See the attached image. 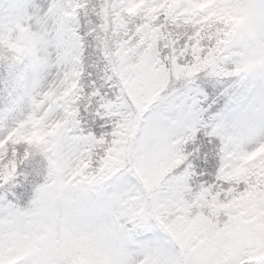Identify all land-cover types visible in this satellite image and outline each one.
Returning a JSON list of instances; mask_svg holds the SVG:
<instances>
[{
	"label": "snow or ice",
	"instance_id": "6c2138e0",
	"mask_svg": "<svg viewBox=\"0 0 264 264\" xmlns=\"http://www.w3.org/2000/svg\"><path fill=\"white\" fill-rule=\"evenodd\" d=\"M229 53L264 81V0L0 17V264H264V138L183 131L173 87Z\"/></svg>",
	"mask_w": 264,
	"mask_h": 264
},
{
	"label": "rangeland",
	"instance_id": "374dc122",
	"mask_svg": "<svg viewBox=\"0 0 264 264\" xmlns=\"http://www.w3.org/2000/svg\"><path fill=\"white\" fill-rule=\"evenodd\" d=\"M5 1L8 14L13 10L22 11L29 8L40 11L46 9L49 2V0ZM230 57L231 53L225 58L231 59ZM225 58L220 59L221 65ZM220 67L217 63L213 68H201L196 71L197 74L196 72L186 73L180 80L174 82L173 87L183 101L182 130L195 136L201 125L209 134L226 136L225 143L239 141L245 147H251L256 140L264 138V105H261L257 99L261 88L264 87V81L251 73L236 75L235 70L227 68L222 78L217 75L219 73L217 70H221ZM210 76L213 78L208 79ZM206 79L217 85L205 86V83L209 84ZM199 94L207 96L206 103H202L205 96L199 104ZM210 101H213V104L211 103L207 108L206 105ZM216 101L219 102L218 105ZM211 109L216 111L212 113ZM208 110L211 115L207 118L204 114Z\"/></svg>",
	"mask_w": 264,
	"mask_h": 264
},
{
	"label": "trees",
	"instance_id": "16d2710c",
	"mask_svg": "<svg viewBox=\"0 0 264 264\" xmlns=\"http://www.w3.org/2000/svg\"><path fill=\"white\" fill-rule=\"evenodd\" d=\"M4 2H6L5 0H0V17H2V16H4V15H6V14H8V10H7V6L4 4ZM224 60V63H223V65H221V62H220V60H218V65L219 66H221L220 68H221V70L220 71H218L217 70V75L219 76V77H224V74H223V72L225 71V68H227V69H230V70H235V62L232 60V59H228V58H225V59H223ZM3 68V65L2 64H0V69H2ZM209 68H213V66H209L208 67V69ZM236 73V72H235ZM196 74H197V72H196ZM236 75H238L237 73H236ZM209 76V75H208ZM238 77V76H237ZM213 77H209L208 79H212ZM208 79H206L207 80V82H208ZM209 84H206L205 83V86H213V85H217V84H213L212 82H208ZM205 91V94H206V90H204ZM214 91V90H213ZM210 92H212V91H210ZM204 94V95H205ZM209 93H207V95H208ZM198 96H200V101H199V104L201 103V100L206 96H201V94H199ZM207 96L202 100V103L204 102V103H206L207 102ZM5 103H9L10 104V99L4 94V92H3V81L2 80H0V107H2ZM211 103L213 104V101H210V102H208V104L206 105L207 106V108H209L210 106L209 105H211ZM216 103H217V105L219 104V102L218 101H216ZM198 104V105H199ZM211 110H213L212 111V113H214L216 110L215 109H211ZM215 110V111H214ZM205 117H207L208 118V116L209 115H211V113H210V111L208 110L205 114ZM197 132H202L205 136H207L208 138H210V139H212V140H216L217 142H223V143H225V138H226V136H224V135H222V134H217V135H213V134H209V133H207V132H205L204 131V129L201 127V125L198 127V129H197V131H196V133ZM198 138V137H197ZM217 159H218V157H217Z\"/></svg>",
	"mask_w": 264,
	"mask_h": 264
}]
</instances>
